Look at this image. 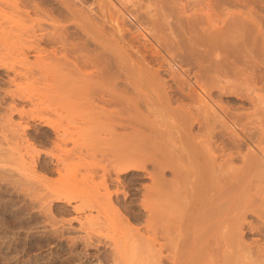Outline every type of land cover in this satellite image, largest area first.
<instances>
[{
  "label": "bare ground",
  "instance_id": "1",
  "mask_svg": "<svg viewBox=\"0 0 264 264\" xmlns=\"http://www.w3.org/2000/svg\"><path fill=\"white\" fill-rule=\"evenodd\" d=\"M55 1L49 7L51 0H0V65L13 73L7 80L12 87L4 88L11 100L3 101L6 115L0 113L5 118L0 121V181H10L22 198L44 210L49 198L69 199L66 186L99 180L93 179L94 164L104 158L92 164L89 154L97 156L107 140L113 158L110 167L101 165L105 193L97 197L84 189L81 194V185L80 190L71 186L80 196L75 204L86 206L82 212L83 205L75 206L83 238L102 212L115 208L114 215L124 214L108 188L112 171L119 182L131 170H144L151 179L141 182L145 230L130 225L136 229L127 230L132 231L127 247L121 233L113 236L124 253L110 250L107 264H264V0H141V27L157 44L149 47V61L148 50L136 56L135 47H126L133 35L124 46L119 33L126 23L114 19L121 10L111 9L113 0L87 1L88 9L74 7L76 0ZM151 61L158 65H148ZM205 62L213 64L212 75L209 68L203 71ZM231 82L248 106H228L218 97ZM173 115L187 135L180 125L174 133L164 122ZM36 119L54 132L44 153L66 183L57 178L54 185L55 177L51 182L38 170L52 162L42 159L29 136ZM196 120L198 131L192 128ZM84 158L87 167L96 168L92 173L86 167L79 177L75 172Z\"/></svg>",
  "mask_w": 264,
  "mask_h": 264
},
{
  "label": "rangeland",
  "instance_id": "2",
  "mask_svg": "<svg viewBox=\"0 0 264 264\" xmlns=\"http://www.w3.org/2000/svg\"><path fill=\"white\" fill-rule=\"evenodd\" d=\"M54 1L55 0H51V3H49L48 6L51 5L52 3H54ZM77 1H78L79 5L78 4L74 5V7L77 8V6H78V8L85 7L86 9H88L89 8V3H91L92 0H90V1L89 0H84V1L83 0H76V2ZM122 1L125 4H122L121 1L119 3L122 6L125 5L123 7L120 4H117L118 0H116V1L113 0L114 4L113 5L111 4L112 6L111 5L110 6H111V9L113 11L114 10L115 11H118V10L123 11V12L119 11L118 13L116 12L117 16H115L116 14L113 13L114 14L113 16H115L114 19L115 20L117 19L116 21L118 23H119V21H121L119 23L120 25L121 24L124 25L126 23L124 26L121 25L123 27L122 29H124V27H125V29H124L125 31L121 29L122 32L119 33V34L122 33L121 35H123V33H124V35L121 36V35L117 34V32H119V29L116 30L117 27H115V29L113 27V32H115L114 34H115L116 38H120V36H121V38L124 37V43H123V41L118 42L117 40H119V39H116L115 37L114 38L117 41V43H121V44L123 43L124 46H125V44H127V40L130 39V37L133 35L132 37H134V39H132V45H130V46H133V44H134V46L130 47L127 44L126 47L128 49L131 48L130 50H132L135 47L133 49V52L134 51L138 52V53H134L136 56H138L139 53L141 55L142 52L148 50V51H146L144 53L147 54V52H149L148 55H146L147 56L146 60L149 61L150 58H151V55H150L151 54V52H150L151 50L150 49L152 48V46H154V45L156 46L157 44L155 43L154 38L152 40V38L148 35V33L142 28L144 26L140 22L142 20L140 18H143L142 17L143 9H141L140 6L142 7V4H143L144 1L142 0L143 1L142 2L140 0L142 2L141 4L139 3L140 1H138V0L137 1L133 0V2H132V0H130V1L122 0ZM124 1H127V2H124ZM178 1H182V0H178ZM56 2H59V0H56L55 3ZM85 2L88 3V5ZM81 3H83L84 5L86 4V6H83V4H81ZM94 4H96V3H94ZM116 4H117L118 7L116 6ZM87 6H88V8H87ZM112 7H114V8H112ZM115 8H117V9H115ZM126 8H128V9H126ZM127 10H130V11H127ZM134 13H136L137 15L134 14ZM118 14L124 15V17L122 16L123 20L120 19L121 17H119ZM138 15H141V17L139 16V18H137ZM136 18H137V20H136ZM118 19H120V20H118ZM138 20H139V23L137 22ZM69 23H71L72 25L75 26L74 21L71 20ZM118 23L116 25H118ZM72 25H70L71 29H73L72 27H74ZM114 30H116L117 32L114 31ZM127 33L129 35H126ZM116 34L119 35V36H117ZM143 36H145V38L147 37V39H148V40H146V42L148 43L147 47H145L143 45V43H142L143 40H145V38ZM127 37H129V38L126 40ZM121 38H120V40H123ZM139 39H142V40H139ZM133 40L135 42H133ZM136 42H138V43H136ZM152 42H153V44L154 43L155 44L154 45L151 44ZM119 45L120 44H116V48L120 47ZM92 46L94 47V44ZM143 47L147 48V49H144ZM149 47H150V49H149ZM141 48L143 49V51H142ZM124 49H125V47H124ZM137 49H140V50H137ZM162 53H164V50L162 51ZM164 55L167 56V53H164ZM154 62L155 61H151L150 63H147V64L151 66L152 63L155 64ZM222 62H224V61H222ZM205 64L207 66H203V71L205 72L206 69L209 68L208 69L209 71H206V72H209V73H207V75H212L213 72L210 70V67H212L213 64L211 62H210V64H209V62H207V63L205 62ZM155 65L156 66L158 65L157 62H156ZM261 65H263V63H261ZM198 67H196V68H198ZM7 68H8L7 65H6V67L4 65H0V96L2 98L5 97V98H3V100H1L2 98L0 97V100H1L0 101L1 102L0 106L2 105V107H0V110L2 112H4L3 108L5 107V104L6 103L8 104L7 101L11 100V98H8V97L12 96L11 94L9 95V93L8 94L6 93L7 90H9L8 87L9 88L12 87L11 83L9 81H7V80H9L8 76L10 74L11 75L13 74L12 70H10L9 68L7 69ZM192 82H193V80H192ZM229 85H231V86L227 87V89L225 88V91H224L225 93H223L222 96L219 95L218 97H221L222 101L223 102L225 101V104L228 105V106H233L234 107V105L237 106L240 103H241V105L248 106L249 103H247L246 98L241 97V95L237 93L235 87H233L234 84L231 82ZM4 88H7V90L4 89ZM230 89H232V90H230ZM227 90H229V91H227ZM240 91H242V90H240ZM6 96H8V97H6ZM7 98H8V100H7ZM4 100H7V101H5L3 103ZM175 105H176V103H175ZM26 107L29 108L28 105L25 106V108ZM2 112H0L1 115H3V116L6 115V110H5L4 113H2ZM3 116H0L1 123L2 122L5 123V121H4L5 118H3ZM17 116H19V115H17V113H14V118L15 119L18 118ZM174 116L175 115L172 116L173 118L172 117H168V118H170L169 119L170 121L167 120L168 118H166L164 122L166 124H168V122H169L170 126L172 125L169 128L170 129L174 128L172 130L174 133H175L176 129L178 130L180 128L179 127V125H180L181 128L184 129V131L181 130L182 133L187 135V132H185L186 131L185 128H183L182 125H181L182 121H179L180 119L179 118L177 119V116H175L176 118H174ZM1 117L3 118V120H1L2 119ZM173 120H175V121H173ZM172 121H173V124L170 123ZM176 121L179 124H177ZM169 124H168V126H169ZM194 124H195V127H194ZM197 124H199V126H197ZM173 125H175V126H173ZM176 127H178V128H176ZM199 127H200V123H197V120H196L193 123V127L192 128L195 129L194 131H196V130L198 131ZM28 130H29V136L31 135L30 136L31 140L35 141L34 142L35 145L37 144L36 146L40 148V149L39 148H37V149H39V151L42 153V157H44L42 159H45V162L48 160L47 161V164H48L51 161L52 157L50 158L49 157L50 154L48 155V154H46L44 152H45V150L47 151L49 149V147L51 145L50 143H52L51 141L49 142V140H50V138L51 139L54 138L53 137L54 136V132L52 131V129L49 126L43 125L40 122V120L38 121V119H36V120H34L32 122V124L28 128ZM41 135H43L47 140L46 139L43 140ZM206 136L208 137V135H206ZM43 141H45V142H43ZM79 142L83 143V141H79ZM103 142L100 143V146H99L101 152H99V151L97 152L96 151L97 153L96 152L95 153L97 154V156L95 154H93V156L95 155L96 158H93V156H91L90 154H89V156L91 157L92 160L90 159V157H88V158L86 157L88 159V161H90V160L92 161V164H93L94 159H98V162L100 160H102L99 163L98 162H94V163H98L97 165L94 164V166H96L97 169H95L96 167H92L91 168L90 167L92 165L91 163H90L91 165H88V167H90V168H88L87 167L88 162H85L86 161L85 158L82 159L83 162H81L82 163L81 166H84L86 164L85 167H81L79 165L78 168L80 170L77 168L76 172L73 171V169L75 170V168L72 169V171L75 172V174L76 173L79 174V172L80 173H86L85 172L86 171V167L89 170L92 169V171L90 170L92 173L95 170H97V172L93 173L94 176L96 175V177H94L93 179L96 178V179H99V180H94L95 182H93V181L91 182L89 180L90 182H88V183H91V185H86V183H84L86 185L85 186L84 184H81L82 180L81 181H77V180L74 179L75 181H77V184L79 183L78 185H76L75 184L76 182L73 181V178H72V180L70 178V180L74 182L73 185L78 186V188L75 186L77 189L80 190L79 187L81 185V194H83L82 190L90 189V192L96 193V194H92V195L93 196H95V195L97 196V194H99L100 192H102L104 190V186L105 185L104 184H103L104 186L102 185V183L104 182V181H102L104 179L103 178L104 177L103 176L104 175V171H103V169L101 170V167L103 166V164L108 166V167H110L109 166L110 165L109 161H110V159L113 158V156H111V150H110V145L111 144L107 140H105ZM89 143L87 142L88 145H90ZM105 143H106V145H105ZM94 144H99V143H94ZM153 144H154V142H153ZM153 144L152 143L151 144L147 143V146L150 145L148 147H150V149H152L153 146H154ZM101 145H105V146H102L104 151L101 150L102 149ZM79 146H81V144ZM82 146H84V145H82ZM97 147H98V145H97ZM105 147H106V149H105ZM99 148H97V150ZM42 149H43V151H41ZM102 152H103L104 156L101 155ZM104 152H107V153H104ZM109 156H111L112 158H110ZM101 157L104 158V159H100L99 160V158H101ZM53 163L54 162L49 163L47 165V167H41L40 166V167H38V170L41 171L40 174L45 172L44 173V174H46L45 176H47V178L50 179L51 182H52V178L55 177L54 179H56L55 181H57V182H55L54 179H53V183H54V185H56L58 183V181H59L57 178L60 179L61 177L59 175H61V174H58V172H56L57 170L55 169V165ZM82 168H83L84 172H81ZM93 169H95V170L93 171ZM89 170H87L89 172L88 174L91 175V172ZM69 171H71V170H69ZM93 174H92V176H93ZM137 174L140 175V176H138ZM63 175H64V172H63ZM71 175H70V177H72ZM80 175H82V174H79L78 176L80 177ZM143 175H145L144 170H131L130 172H127L126 174H121V182H119L117 179H113V177H117L116 171L115 172L114 171L111 172V176L112 177L110 179H107L108 188H109L110 191L112 189L111 192H112V199H113L114 204L115 205L117 204V207L119 206V208L121 209V211L124 214H122V216L119 215V214H118L119 216L118 215H114V214H116V212H115L116 209L115 208H113V210H111V211L107 210V212L105 214L102 212L100 214V216H98V219H97V217L94 218L97 221H94V219H93L94 222L91 221V224H92L91 227L87 226V227H89V230H90V233H89L90 235H88V238L87 237L83 238L80 235V233H81L79 231L80 228H78V229L76 228V227H78V225H80V224H78L80 222H78L79 221L78 217H77V219L75 217L80 213L78 210H79L80 207H82L83 204L80 205V207L77 206L78 204H77L76 200L77 201L79 200V199H77V196H78V198L80 196L78 195V193H75L76 190H74L75 187L72 186V184L69 185V187H67L65 185L66 186V193H64V191H63V193L66 195L68 193L67 192L68 188H70V190H68L69 193L67 194V195H69V199H68V196H66L67 198L65 197L66 198L65 200L64 199H55V198L51 200L49 198L48 201H45L46 204H44L45 205L44 207H46V208H44V210H43L42 207L40 208V207L36 206L35 204L31 203V201H28L25 198H22L23 196L21 197V195L18 194V192L15 190L16 187L15 186H14L15 188L12 187L13 183H11L8 180L2 181L3 183L0 181V264H107V263H109V261L112 258V255H111L112 253H111L110 250H113V251L115 250L116 252H118V254H119V251H121V252L124 251L122 249L124 246L123 245H119L120 243H118V241L120 239H124L125 240V242H123L124 240H121V241L123 242V244L125 243L124 245L126 246V243H128L127 239L131 236L130 233L133 231V229L135 230L136 227L138 226L142 231L145 230V226H146V224H145L146 223V219H145V217H146V208H145V201H143L144 203L141 202L142 200H144V199H142V197H144V195H143V193L141 191V189H142L141 182H143V179H145V181H147V182L148 181L150 182L151 179L146 177V176H143ZM67 177L69 178V176H67ZM73 177H75L74 174H73ZM106 178H109V176L106 177ZM100 180H101V182H100ZM61 181L65 182V177L61 178ZM8 182H9V184H8ZM98 184H100V185H98ZM59 185L60 184H58V186ZM63 185H64V183H63ZM60 186L62 187V184ZM71 186L74 187L73 188L74 192L71 195L73 197L76 196L74 198L70 197V194L73 191V190H71V188H72ZM96 186H97V188H96ZM85 187H87V188H85ZM90 187L92 188V190H91ZM8 189H10L11 191H9ZM64 189H65V187H63V190ZM97 189H98L99 192L97 191ZM116 190L117 191L119 190V191L117 192ZM114 191H116V192H114ZM12 192H14V193L16 192V193L13 194ZM77 192H79V191H77ZM79 194H80V192H79ZM100 194L102 195V193H100ZM70 198H72V199H70ZM67 199L69 200V203L67 202ZM59 200H61V201H59ZM65 201H66V203H65ZM75 206L78 207L77 208L78 210H76V211H75V208H76ZM83 206H84L83 207L84 209H80L81 212L83 210H85V208H86L85 205H83ZM31 207L34 208V209H31ZM107 213H109V214L107 215ZM74 214H75V216H74ZM111 215H112V217L113 216L114 217L111 218ZM123 215H124L125 218L123 217ZM251 215H250V217L254 218L253 217L254 215H252V216ZM118 217H120V218L123 217L124 219L122 218L121 221L123 220L122 223L124 222V224H126L127 226L126 225H122V223H120L121 221L118 220ZM67 218H68V220H67ZM109 218H111V219H109ZM127 219H128V221H127ZM107 222H109V223H107ZM128 222H130V223H128ZM69 224H71V225H69ZM88 224H90V223H87V225ZM132 224L134 226H136V227L134 228V226H130ZM72 226H75V227L72 228ZM119 227H120L121 230L123 228L124 233H126L125 237L122 234L123 231L119 232ZM125 227H127L126 230H125ZM130 227L132 229L131 232L127 231V230H131ZM119 233H121L122 236L121 235L120 236L123 237V238L120 237V239L119 240L117 239L118 241H116V239H113L114 238L113 236L118 238ZM250 233H251V235L254 233L252 236L256 237L258 235L259 238L261 237V235L256 234L255 231H252ZM250 233H248V235H249L248 238L252 237V236H250ZM94 234H95V236H94ZM128 234H130V235H128ZM126 235H128V237ZM108 238L111 239V240L109 241ZM253 238L252 239L249 238V240L250 239L253 240ZM112 240L114 242L116 241L115 243H117L116 244L117 248L115 246H113L114 242H112ZM129 240H130V238H129ZM122 242H121V244H122ZM98 243H99V245H98ZM105 244H108V245H105ZM111 244H112V247H111ZM117 245L119 246V248H118ZM109 246H110V249H109ZM103 248H105L107 251L105 249H103ZM122 254H120V255H122ZM123 256H125V255H123Z\"/></svg>",
  "mask_w": 264,
  "mask_h": 264
}]
</instances>
